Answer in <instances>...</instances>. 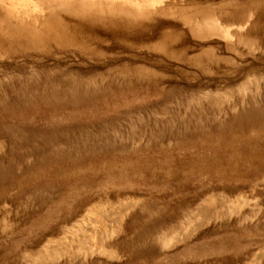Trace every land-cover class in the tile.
<instances>
[{"label": "rangeland", "instance_id": "obj_1", "mask_svg": "<svg viewBox=\"0 0 264 264\" xmlns=\"http://www.w3.org/2000/svg\"><path fill=\"white\" fill-rule=\"evenodd\" d=\"M0 264H264V0H0Z\"/></svg>", "mask_w": 264, "mask_h": 264}]
</instances>
